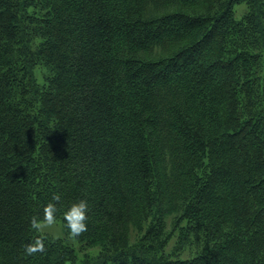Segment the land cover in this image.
Masks as SVG:
<instances>
[{
    "label": "trees",
    "instance_id": "1",
    "mask_svg": "<svg viewBox=\"0 0 264 264\" xmlns=\"http://www.w3.org/2000/svg\"><path fill=\"white\" fill-rule=\"evenodd\" d=\"M0 264H264V0H0Z\"/></svg>",
    "mask_w": 264,
    "mask_h": 264
},
{
    "label": "clouds",
    "instance_id": "2",
    "mask_svg": "<svg viewBox=\"0 0 264 264\" xmlns=\"http://www.w3.org/2000/svg\"><path fill=\"white\" fill-rule=\"evenodd\" d=\"M61 201V194L54 192L52 199L46 203L43 207L42 215H33L30 218V226L37 233H41L36 236L34 240L24 246V252L27 255H33L35 253H43L46 245V235L43 234L44 228L51 226L57 221V213L62 215L64 227L68 230V233L77 237L81 233L86 232L88 229V210L89 204L85 199H80L77 202H73L70 205L61 208L58 207V203Z\"/></svg>",
    "mask_w": 264,
    "mask_h": 264
},
{
    "label": "rangeland",
    "instance_id": "3",
    "mask_svg": "<svg viewBox=\"0 0 264 264\" xmlns=\"http://www.w3.org/2000/svg\"><path fill=\"white\" fill-rule=\"evenodd\" d=\"M43 233L52 235L56 238H59V237H62V235H63V229H62L61 224L56 222L55 224L44 228ZM96 251H97L96 249H92L89 252L91 255H93ZM83 257H84V255L82 253H80L79 254V261H81Z\"/></svg>",
    "mask_w": 264,
    "mask_h": 264
}]
</instances>
